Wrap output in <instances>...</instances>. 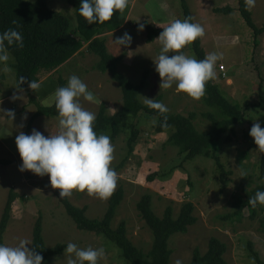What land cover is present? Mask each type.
Returning <instances> with one entry per match:
<instances>
[{"label": "rangeland", "instance_id": "1", "mask_svg": "<svg viewBox=\"0 0 264 264\" xmlns=\"http://www.w3.org/2000/svg\"><path fill=\"white\" fill-rule=\"evenodd\" d=\"M214 2L212 3L214 6L222 7L226 2L227 7L235 9L228 15H209V11H204L202 8H209L210 0H189L195 22L205 29V36L202 39L206 54L211 52L223 54V60L217 62L216 75L212 80L227 97L241 106L247 116L244 122L236 127L232 142H227L229 134H226L217 148L216 153L220 156L226 171L229 172L227 188L222 190L219 180L221 170L214 159L199 156L193 161L184 162V156L179 154V149L168 144V134L155 133V120L141 118L138 121L141 131L139 142L134 156L122 168L118 167L128 151L129 121L123 124V133L118 139L112 141L114 159L111 167L118 173L117 186L113 194L119 188H123L125 192L112 227L115 229L125 221L128 237L135 246L148 253L153 244L152 232L137 209V204L144 194L153 196V209L159 217L163 216L169 206L174 209L176 218L184 203L191 202L195 206L197 223L189 229L188 233L177 234L170 241V248L173 251L171 264H175L177 259H181L183 264L190 262L196 248L205 253L211 238H217L227 246L225 255L227 264H255L249 251V243L254 245V249L264 260V232L260 224L264 214L252 220L249 211L245 210L242 221L225 219L235 212L234 202L238 196H243L245 190L264 184V178H261L260 173L261 152L258 151V146L249 135L251 127L257 120L264 124V111L258 106L260 94L264 96V34L259 37V45L255 48L254 33L238 11V0H215ZM48 4L53 10L67 16L72 28H75L76 15L68 0H48ZM166 9H170V12L167 11L170 15L165 19ZM146 12L152 23L175 20V13H177V19H181L179 0H140L135 14V28L128 25L122 34L117 36L122 37L125 32L129 33L133 38L131 45L120 49L113 41L117 38L114 36L108 41V52L114 57H123L119 64V72L134 85L140 84L143 76L147 74L146 86L139 94L142 104L140 96L150 99H154L156 95L162 96L164 99L162 102L169 109L168 113L184 116L195 113L197 118L194 123L197 129L202 133L209 132L213 125L210 120L203 117V114L211 113L220 117L217 111L209 108L203 99H192L184 93H178L175 86L171 89L160 88L161 78L155 71L153 62L159 54L160 44L158 42L149 44L146 41L145 28L142 32L138 31L137 22L142 23L141 19L144 16L147 18ZM250 12L254 24L258 28H263L264 0H256V5L250 9ZM84 47L83 53L77 58L78 61L71 71L77 73L75 75L87 84L95 97L99 96L98 98L102 99L101 96L106 97L108 94L119 96L121 105L117 104V106L120 105L121 109L123 95L119 84L111 76L109 77V73L105 74L99 70L100 59L88 50V44ZM182 51L189 57L195 58L191 45L186 46ZM14 64L15 59L11 55L7 63L0 64V108L14 110L16 113L13 121L0 114V140H2L0 154H3L1 153L3 144H7L11 151L18 152L16 136L26 126L37 108L36 105L27 101L25 94H23L25 98L23 101L18 100L13 103L12 97L6 100L8 96L18 91ZM221 66L225 67L226 78L220 69ZM2 75H5L6 79L3 85L1 84ZM80 102L91 106L93 104L87 101ZM114 112L118 111L107 109L109 115H113ZM25 116H27L26 120ZM53 119H55V122H52L53 125H57L58 118L49 117L45 120L50 122ZM35 122L32 130L36 129L44 135L47 134L46 131L56 130L52 124H47L48 127L43 128L39 124L35 125ZM214 148L212 147L211 150L213 151ZM17 154L19 155V152ZM4 158L11 159V157ZM0 159H3L1 155ZM16 164H19L17 165L19 168L22 164L21 157ZM0 167L4 171L7 168V166ZM14 171L10 177H7L5 173L4 176L0 175V221L9 192L15 190L20 196L13 205L12 218L4 236V244L15 246L20 239H28L33 244L34 226L39 216H42L43 236L47 247L53 248L58 244L67 245L69 242L76 243L81 248L103 247L105 256L99 264H127L121 251L113 243L102 236L77 228L60 203L56 189L51 188L49 177L30 179L26 175L31 172H23L26 175L21 182L20 177L23 173L18 174V170ZM242 171L247 172V176H242ZM153 173L157 174L156 180L150 183L148 177ZM111 197L101 200L96 196H89L86 192H74L69 200L76 207H87L88 218L102 219L108 210ZM29 247L31 248L32 245ZM64 260L63 253L51 257L50 264H65Z\"/></svg>", "mask_w": 264, "mask_h": 264}, {"label": "trees", "instance_id": "2", "mask_svg": "<svg viewBox=\"0 0 264 264\" xmlns=\"http://www.w3.org/2000/svg\"><path fill=\"white\" fill-rule=\"evenodd\" d=\"M181 8V19L191 18L194 22L191 9L187 0H179ZM69 5L74 9L77 25L72 28L67 16L53 10L48 0H0V33L9 28L17 29L23 37V48L15 45L8 46L7 52L15 59L14 69L16 71V86H19V78L25 77L26 82L20 87L24 90L30 89L28 81L36 80L40 82L44 76L52 74L67 61L79 54L88 44V50L99 57L98 68L103 73H109L112 79L117 82L123 95V106L114 115L107 113V107L102 104L94 122V129L98 134H107L111 141H115L123 133V124L129 121V135L127 138V155L118 168H122L130 158L134 156L136 146L139 142L141 131L138 121L141 118L155 120V133L168 134V144L179 149V154L184 156V162H190L199 156L212 158L217 167L221 170L220 182L222 190L228 186L226 171L220 156L216 153L223 137L229 134L227 142H232L235 137V129L246 119V114L241 106L233 102L221 88L210 80L206 84L205 93L200 98L205 104L217 111L220 117L207 113L203 114L212 123V128L207 133L200 132L195 120L197 114L191 113L189 116L181 114L166 113L168 127L165 128L164 118L156 111L147 108L139 100L140 92L145 88L147 74H145L138 85H134L129 79L119 72V64L123 57H114L108 52L107 34L119 30L126 22V13L117 12L110 21L103 24L89 25L86 20L78 14L80 0H68ZM238 11L246 24L251 28L255 37V48L259 45V37L264 34V27L258 28L252 19L250 10H246L244 0H238ZM219 14H231L233 9L226 7L217 9ZM15 22V23H14ZM163 27H153L145 23L147 31L146 41L150 44L155 42ZM191 49L196 59H204L206 52L202 46V38L191 44ZM59 87L67 85V82L59 76L57 78ZM162 102L163 97L155 98ZM38 110L33 116V120L41 116L58 118L55 104L51 107H44L39 102L33 101ZM259 108L264 111V96L260 94ZM31 121V122H32ZM29 125V130L31 128ZM264 126L263 123H261ZM215 147L212 151L211 148ZM8 161L0 160V165H8ZM260 173L264 178V153L260 156ZM156 173L148 177L150 183L156 180ZM35 174L30 175V179H38ZM257 191H264V184L257 185L251 190H245L243 196H238L234 202L235 212L225 217L231 221H242L245 210L250 213L252 220L264 214V206L258 205L252 208L248 204L250 197ZM60 203L65 208L67 215L74 221L77 228L82 231L91 232L97 236H102L113 243L122 254L127 264H171L173 251L170 248V241L177 234H186L189 229L197 223L195 217V206L191 202L184 203L176 218L174 209L166 208L162 217H159L153 209V196L144 194L137 209L142 219L146 222L153 235L152 248L148 253L138 248L128 237V228L125 221L121 222L117 228L112 227L113 220L122 204L125 196L123 188L113 194L110 199L108 210L102 219H90L86 216L87 208L74 206L69 198L60 199L59 190H56ZM19 198L18 194L11 190L0 221V243H4V236L12 218L13 205ZM261 229L264 232V217L260 221ZM36 251L43 256L45 264H50L51 257L64 253L66 244H58L53 248L46 246L43 236V218L39 216L33 230V244ZM249 251L255 264H264L260 254L254 249V245L249 243ZM227 246L217 238H211L208 249L205 253L198 248L193 252L190 262L186 264H227L225 255Z\"/></svg>", "mask_w": 264, "mask_h": 264}, {"label": "clouds", "instance_id": "3", "mask_svg": "<svg viewBox=\"0 0 264 264\" xmlns=\"http://www.w3.org/2000/svg\"><path fill=\"white\" fill-rule=\"evenodd\" d=\"M128 3L129 0H80L77 11L89 25L103 24L117 12L123 14ZM244 4L246 10H250L255 7L256 0H244ZM137 23L138 31H144L145 25ZM162 29L155 40L160 44V51L153 60L155 71L161 78L160 88L171 89L175 86L178 93H184L192 99L201 98L207 82L215 78V67L218 61L223 60V54L211 52L198 60L182 51L205 36L204 27L192 22L191 18L175 19ZM132 40V36L125 32L113 41L121 49L130 46ZM13 45L20 48L24 46L22 34L17 29L9 28L0 33V64L9 61L7 47ZM25 82V77L21 76L18 92L24 91L20 86ZM27 83L34 92L41 86L36 80ZM54 97L58 131L45 136L33 129L31 134L20 132L16 136V146L22 160L19 171L49 177L50 186L59 190L60 199L69 198L74 192H86L89 196L107 200L114 193L118 181V173L111 167L114 146L109 135L95 131L96 114L86 110L80 102L82 98L95 103L94 93L80 77L73 74L66 86L55 91ZM140 97L147 108L156 110L164 118L162 126L167 128V106L157 99ZM24 99L23 95L15 93L11 98L13 103ZM0 114L10 121L16 117L14 110L0 108ZM249 135L258 146V151L264 153V126L258 120L251 127ZM241 175L247 176V172L242 171ZM247 205L252 208L264 206V191H257L249 198ZM29 245L32 242L28 239H20L15 246L0 243V264H45L36 247L30 248ZM104 256L103 247L81 248L69 242L64 248L65 264H99ZM175 264H183V261L177 259Z\"/></svg>", "mask_w": 264, "mask_h": 264}, {"label": "crops", "instance_id": "4", "mask_svg": "<svg viewBox=\"0 0 264 264\" xmlns=\"http://www.w3.org/2000/svg\"><path fill=\"white\" fill-rule=\"evenodd\" d=\"M155 1V0H154ZM215 0H210V4L209 5H211L209 8H207V9H204V8H202L204 11H209L208 12V14L209 15H217V14H219V13H217L216 12V10L217 9H222V8H225V7H227V3L225 2V3H223V6L222 7H220V6H214V4H212L213 2H214ZM139 2H140V0H129V9H128V12L126 13V22H125V24H124V26L123 27H121L119 30H116V31H114V32H111V33H109V34H107V44H108V41L111 39V38H113L114 36L115 37H117L119 34L121 35L122 34V32L126 29V27L128 26V25H130V26H132L133 28H135V14L137 13V6L139 5ZM187 2H188V5H189V7H190V9H191V5H190V3H189V0H187ZM215 3V2H214ZM201 5V4H200ZM164 7V9H165V6H163ZM228 7H230V6H228ZM237 8H238V6H237ZM232 9H235V8H233L232 7ZM146 11V10H145ZM167 11H169L170 12V9H166V11H165V19H166V17L167 16H169L170 14L167 12ZM191 13H192V10H191ZM146 14H147V12H146ZM176 15V16H175ZM175 15H174V17H176V19H177V13H175ZM192 16H193V19H194V23H196L195 22V16L192 14ZM173 17V18H174ZM171 21H173V19H171L170 21L169 20H165V21H158L157 23H155V22H151V18H150V16L147 14V18H146V16H144V18H142L141 19V22L142 23H144V25H145V23H149L151 26H153V27H166L167 25H168V23L169 22H171ZM137 27V26H136ZM145 28V27H144ZM202 46H203V39H202ZM84 49H85V47L82 49V51L79 53V54H77L76 56H74L72 59H70L69 61H67L65 64H63L60 68H58L55 72H53L52 74H49L47 77H45V78H43L39 83H40V87L38 88V89H36L35 90V92L34 91H32L31 89H27V90H24L22 93H20V92H18L17 91V95H23V94H25L26 96H27V101L28 102H30V104H34V105H36L33 101H37V102H39L42 106H44V107H51V106H53L54 104H55V97H54V93H55V91L59 88V84H58V81H57V78L59 77V76H61L66 82H68V79H69V77L71 76V75H73V74H77V73H74L73 71H71V69L73 68V66L76 64V61H78L77 60V58L83 53V51H84ZM82 62H85V61H83V60H81ZM105 74H107V73H105ZM111 75H109V77H110ZM112 78V77H111ZM5 81H6V79H5V75H2V85L3 84H5ZM114 87V86H113ZM103 88V87H102ZM101 88V89H102ZM114 89H115V87H114ZM160 95V94H159ZM162 95V94H161ZM13 95H11V96H8L7 98H6V100H10V98L12 97ZM97 96V95H96ZM157 96L158 95H156L155 97H154V100H155V98H157ZM99 96H97L96 97V102L95 103H93L92 104V106L90 105V104H88V103H83L82 104V106L86 109V110H89V111H93L95 114H96V117H97V115H98V113H99V109H100V107H101V105L102 104H105L106 105V107H107V109H113L114 111H119V107H120V97L118 96V97H116V95H113V96H111L110 94H108L106 97L103 95V96H101L102 97V99H100V98H98ZM80 101H84L82 98H81V100ZM163 102H164V99L162 100ZM162 102V103H163ZM117 104H120L119 106H117ZM95 108H97V109H95ZM119 108V109H118ZM37 110H38V108H36V112H37ZM36 112L33 114V116L36 114ZM115 113H117V112H114V114ZM113 114V115H114ZM33 116L30 118V120H29V122L26 124V126L25 127H23L22 128V130H20V132H24L25 134H30L31 132H32V127H33V125H34V122H35V125L36 124H39V126L41 125V126H43V128H46V127H48L47 126V124H49V125H53V123L52 122H55L54 120L55 119H53V120H50V122H47L46 120H48V118H46V116L45 117H43V116H41V117H38V118H36L35 120H33L32 121V119H33ZM51 118V117H50ZM46 119V120H45ZM2 121H4V120H2ZM32 121V122H31ZM2 123V122H1ZM30 123H32L31 124V128H30V130H29V125H30ZM38 126V125H37ZM54 127H56V130L54 131V130H50V131H46V135L45 136H48V135H50V132L52 133V134H55L57 131H58V129H57V126H58V124L57 125H53ZM42 128V129H43ZM19 132V133H20ZM49 133V134H48ZM11 137H12V135H11ZM2 140H0V142H1ZM2 144V143H1ZM1 153H3V154H0L1 155V158H3V159H0V160H4V161H8L9 162V164L8 165H0V166H7V168L5 169V171H4V169H2L1 167H0V169H2L3 171H2V173H0V175L1 176H4V173L6 174V176L7 177H10V175L13 173V172H15L14 170H18V174H21V172L19 171V168H18V166L17 165H19V164H16L15 165V163H17V161L19 160L20 161V155H18L17 153H15V152H13V151H11V149H10V147L7 145V144H3L2 145V152ZM4 157H11V159L9 160V159H7V160H5L6 158H4ZM15 157H17V159L15 158ZM10 173V174H9ZM32 173H28L27 175H26V173H23L22 175L23 176H21L20 178H21V182H23V179L25 178V175H26V177L28 176L29 178H30V175H31ZM13 176V175H12ZM15 191V190H14ZM16 192V191H15ZM17 193V192H16ZM18 194V193H17ZM19 196V195H18ZM19 198H20V196H19ZM18 198V199H19ZM17 199V200H18ZM16 200V201H17ZM87 208V207H86Z\"/></svg>", "mask_w": 264, "mask_h": 264}, {"label": "built area", "instance_id": "5", "mask_svg": "<svg viewBox=\"0 0 264 264\" xmlns=\"http://www.w3.org/2000/svg\"><path fill=\"white\" fill-rule=\"evenodd\" d=\"M220 69L224 72L225 71V67L224 66H221ZM223 76L226 78V73L224 72L223 73Z\"/></svg>", "mask_w": 264, "mask_h": 264}]
</instances>
